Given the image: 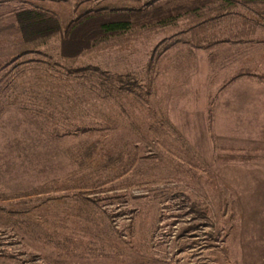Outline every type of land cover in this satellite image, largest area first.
<instances>
[{"label":"rangeland","instance_id":"obj_1","mask_svg":"<svg viewBox=\"0 0 264 264\" xmlns=\"http://www.w3.org/2000/svg\"><path fill=\"white\" fill-rule=\"evenodd\" d=\"M187 1L0 0V264H264V4L216 0L71 57L14 17Z\"/></svg>","mask_w":264,"mask_h":264},{"label":"trees","instance_id":"obj_2","mask_svg":"<svg viewBox=\"0 0 264 264\" xmlns=\"http://www.w3.org/2000/svg\"><path fill=\"white\" fill-rule=\"evenodd\" d=\"M214 1L216 0H190L146 10H105L104 8L94 11L84 10L78 17L70 18L64 23L43 7L34 5L16 10L14 12L16 24H14L16 30L23 35L24 42L32 44V47L41 45L44 40L60 34L62 54L71 57L92 48L99 38L108 34L144 25L155 19H168L173 14L181 15L184 12L190 14L206 6L209 7ZM241 2L246 5L264 4V0H241Z\"/></svg>","mask_w":264,"mask_h":264},{"label":"crops","instance_id":"obj_3","mask_svg":"<svg viewBox=\"0 0 264 264\" xmlns=\"http://www.w3.org/2000/svg\"><path fill=\"white\" fill-rule=\"evenodd\" d=\"M262 178V179H261ZM260 178V182L257 184L256 182H255V185H261V187H262V185L264 186V177H261ZM256 181H259V179H257ZM254 185V184H253ZM260 186H259V189H258V191L256 190V189H254V190H252V188L248 191V193H249V196L251 197L250 199L251 200H254V199H259L258 197H260L259 195H262L263 194V192H261L262 194H259L260 192V189L262 190V188H261ZM249 189V188H248ZM262 191H264V189L262 190ZM257 206V208L256 209H258V208H260L261 209V207H260V205H257V204H253L252 206H251V208H254V207H256ZM242 217H243V219L244 218H246V220H247V223L248 224H250V220H249V218H247V216H243L242 215ZM245 233H248L247 232V230H245Z\"/></svg>","mask_w":264,"mask_h":264}]
</instances>
